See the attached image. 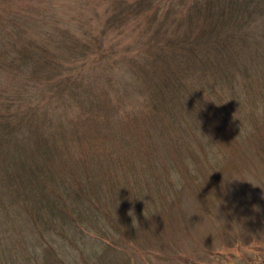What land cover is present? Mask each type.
<instances>
[{
  "label": "trees",
  "instance_id": "obj_1",
  "mask_svg": "<svg viewBox=\"0 0 264 264\" xmlns=\"http://www.w3.org/2000/svg\"><path fill=\"white\" fill-rule=\"evenodd\" d=\"M32 1L0 0V264H135L264 163V0Z\"/></svg>",
  "mask_w": 264,
  "mask_h": 264
},
{
  "label": "rangeland",
  "instance_id": "obj_2",
  "mask_svg": "<svg viewBox=\"0 0 264 264\" xmlns=\"http://www.w3.org/2000/svg\"><path fill=\"white\" fill-rule=\"evenodd\" d=\"M22 1L25 8L36 5L32 0ZM72 2L58 0V9L64 10ZM91 3L96 4L94 0ZM66 10L74 14L73 8ZM256 165L261 170L264 163L238 161L237 166H231L225 199L221 197L207 208L193 206L196 201L187 193L183 202L189 204L188 215L179 214L181 206L173 208V222H164L163 229L168 232L164 244L151 237L149 253L139 241L132 243L134 247L127 245L135 264H264V172L254 175ZM163 213L166 220L169 213ZM160 224H153L152 229L162 231Z\"/></svg>",
  "mask_w": 264,
  "mask_h": 264
}]
</instances>
